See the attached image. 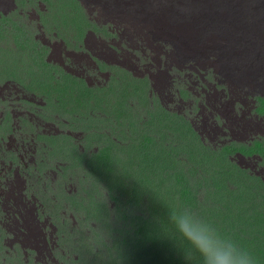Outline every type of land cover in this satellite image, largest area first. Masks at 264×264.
<instances>
[{"label": "rangeland", "instance_id": "rangeland-1", "mask_svg": "<svg viewBox=\"0 0 264 264\" xmlns=\"http://www.w3.org/2000/svg\"><path fill=\"white\" fill-rule=\"evenodd\" d=\"M15 3L0 9V264H165L141 240L176 245L166 205L263 263L264 0Z\"/></svg>", "mask_w": 264, "mask_h": 264}, {"label": "clouds", "instance_id": "clouds-1", "mask_svg": "<svg viewBox=\"0 0 264 264\" xmlns=\"http://www.w3.org/2000/svg\"><path fill=\"white\" fill-rule=\"evenodd\" d=\"M165 229L180 244L183 258L196 264H258L255 254L223 233L198 210L166 205Z\"/></svg>", "mask_w": 264, "mask_h": 264}, {"label": "trees", "instance_id": "trees-1", "mask_svg": "<svg viewBox=\"0 0 264 264\" xmlns=\"http://www.w3.org/2000/svg\"><path fill=\"white\" fill-rule=\"evenodd\" d=\"M218 195H221L220 198L218 197V202L220 204L227 205L228 204L227 201L229 199H227L226 195L225 194L224 195L218 194ZM224 198L226 199L225 202L223 200ZM226 212H229V210L226 209ZM213 216H218V215L214 214ZM223 233L226 234V230H224ZM142 236H143V239L141 241L144 243L141 245V250L143 251L144 254L146 253L145 255L148 256L149 258L151 256L150 254L154 253L155 255L153 256V262L163 261L165 264H182L183 254L181 251V246L180 244L177 243V240H176V245H175L173 243V238L170 239V238H167L166 236L159 237V239H154V240H148L147 238H149L150 236L146 234ZM255 247L256 249L264 248V237L256 241ZM174 252L175 254L173 255ZM258 253L259 252H255V254H258ZM261 264H264V262Z\"/></svg>", "mask_w": 264, "mask_h": 264}, {"label": "bare ground", "instance_id": "bare-ground-1", "mask_svg": "<svg viewBox=\"0 0 264 264\" xmlns=\"http://www.w3.org/2000/svg\"><path fill=\"white\" fill-rule=\"evenodd\" d=\"M4 5L0 6L1 12L6 13L7 11L14 9L16 7L15 0H4ZM208 7V6H207ZM206 7V8H207ZM210 8V7H209ZM171 13V12H170ZM191 11H186L184 14H190ZM176 15V14H175ZM188 16V15H187ZM177 18V17H176ZM2 186V185H1ZM16 188V187H15ZM15 193V191H14ZM16 214V213H15ZM17 219V218H16ZM15 220V219H14ZM30 237V236H29Z\"/></svg>", "mask_w": 264, "mask_h": 264}]
</instances>
